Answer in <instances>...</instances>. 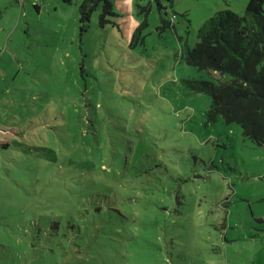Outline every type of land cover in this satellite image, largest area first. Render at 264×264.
Here are the masks:
<instances>
[{
  "label": "rangeland",
  "instance_id": "obj_1",
  "mask_svg": "<svg viewBox=\"0 0 264 264\" xmlns=\"http://www.w3.org/2000/svg\"><path fill=\"white\" fill-rule=\"evenodd\" d=\"M160 1L174 27L114 0L81 31V0H0V264H264V146L178 56L248 0Z\"/></svg>",
  "mask_w": 264,
  "mask_h": 264
},
{
  "label": "trees",
  "instance_id": "obj_2",
  "mask_svg": "<svg viewBox=\"0 0 264 264\" xmlns=\"http://www.w3.org/2000/svg\"><path fill=\"white\" fill-rule=\"evenodd\" d=\"M70 4L73 0H61ZM114 0H81L79 21L85 30L92 13L100 8L98 23L104 26L116 15ZM157 1L159 20L157 29L174 27L173 15L169 19L166 6ZM172 5L173 0H166ZM264 0H248L243 14L229 9L216 11L197 31L198 40L193 46L185 43L178 56L189 65L214 71L223 76L219 83L212 80H187L195 92L208 93L211 102L206 110L208 121L221 116L226 123L240 125L244 136L264 146ZM38 9V4H34ZM137 14L142 21L133 32L136 40L148 25L151 3L136 2Z\"/></svg>",
  "mask_w": 264,
  "mask_h": 264
}]
</instances>
